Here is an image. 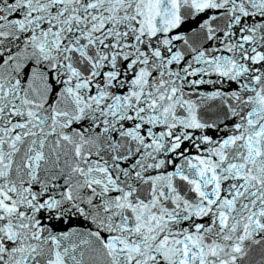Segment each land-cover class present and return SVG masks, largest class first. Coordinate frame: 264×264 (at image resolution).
Segmentation results:
<instances>
[{"label": "snow or ice", "instance_id": "1", "mask_svg": "<svg viewBox=\"0 0 264 264\" xmlns=\"http://www.w3.org/2000/svg\"><path fill=\"white\" fill-rule=\"evenodd\" d=\"M0 264H264V0H0Z\"/></svg>", "mask_w": 264, "mask_h": 264}]
</instances>
